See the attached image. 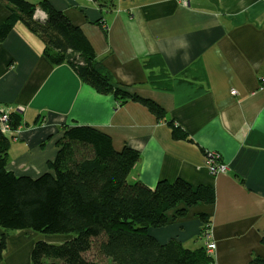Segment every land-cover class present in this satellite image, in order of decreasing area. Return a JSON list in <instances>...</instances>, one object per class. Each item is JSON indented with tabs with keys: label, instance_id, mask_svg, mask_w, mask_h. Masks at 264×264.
<instances>
[{
	"label": "crops",
	"instance_id": "1",
	"mask_svg": "<svg viewBox=\"0 0 264 264\" xmlns=\"http://www.w3.org/2000/svg\"><path fill=\"white\" fill-rule=\"evenodd\" d=\"M49 1L81 31L112 78L156 101L187 139H174L167 122L142 103L119 104L68 63H52L41 40L17 22L0 40V112L21 118L6 168L37 177L51 170L66 126H91L116 149L138 151L132 179L153 186L182 178L214 189L212 203L198 202L178 217L170 209L166 225L149 228L159 242L204 245V213L215 264L264 258V0ZM8 14L0 0V23ZM34 17L45 20L46 13L39 9ZM208 151L219 153L226 172H209ZM40 238L31 229L8 231L2 264H30Z\"/></svg>",
	"mask_w": 264,
	"mask_h": 264
},
{
	"label": "trees",
	"instance_id": "2",
	"mask_svg": "<svg viewBox=\"0 0 264 264\" xmlns=\"http://www.w3.org/2000/svg\"><path fill=\"white\" fill-rule=\"evenodd\" d=\"M9 14L0 23V40L21 22L43 43L44 55L55 64L68 63L76 75L99 93H111L122 104L142 103L159 120H165L174 139H187L186 133L166 118L156 101L130 91L116 82L96 59L81 31L48 0L38 5L46 19L34 17L36 3L4 0ZM155 57V56H153ZM152 58V57H151ZM164 74V73H163ZM149 81L155 77L149 74ZM170 81L173 78L164 74ZM153 83V82H152ZM168 82H166L167 84ZM10 126L21 118L10 113ZM10 138L0 129V264L8 231L31 229L43 233H73L59 244L37 240L30 264H210L213 259L199 246L185 247L172 238L159 242L149 228L168 223L166 212L175 217L186 214L198 203H212L214 189L191 186L182 178L158 180L153 186L131 178L139 153L128 146L116 149L110 136L91 126H66L50 169L37 177L15 175L6 168ZM181 205L184 207L179 208ZM201 231L210 222L199 213ZM248 264H264L253 256Z\"/></svg>",
	"mask_w": 264,
	"mask_h": 264
},
{
	"label": "built area",
	"instance_id": "3",
	"mask_svg": "<svg viewBox=\"0 0 264 264\" xmlns=\"http://www.w3.org/2000/svg\"><path fill=\"white\" fill-rule=\"evenodd\" d=\"M261 88L264 91V77H261ZM231 93L234 94L235 90H232ZM9 123L10 121H9L8 111L2 110L0 112V128L3 132L9 133L11 131V127ZM206 156H207V168L210 173L218 174L227 171L228 166L222 161L219 153H217L216 151H208L206 152ZM207 228L203 230L202 233L203 237H210L208 235ZM214 248H215V244L213 242H208L206 252L212 256ZM210 264H215V262L212 261Z\"/></svg>",
	"mask_w": 264,
	"mask_h": 264
},
{
	"label": "rangeland",
	"instance_id": "4",
	"mask_svg": "<svg viewBox=\"0 0 264 264\" xmlns=\"http://www.w3.org/2000/svg\"><path fill=\"white\" fill-rule=\"evenodd\" d=\"M178 1H179V3L184 4V5H187L188 4V0H178ZM39 2L40 1L35 2L37 5L35 7L34 13H36V11L39 10V9L42 10L40 8V5H38ZM49 3H50V1H49ZM13 129L16 130L17 127L16 128H13ZM34 232H37V234L41 237L40 239H37V240H43V241H45L47 243H52V244L62 243L65 240L70 239L72 237L71 235H74L73 233H43V232H38V231H34ZM185 247H189V246H185Z\"/></svg>",
	"mask_w": 264,
	"mask_h": 264
},
{
	"label": "bare ground",
	"instance_id": "5",
	"mask_svg": "<svg viewBox=\"0 0 264 264\" xmlns=\"http://www.w3.org/2000/svg\"><path fill=\"white\" fill-rule=\"evenodd\" d=\"M202 238H203V242H204V245L203 246L205 247V250L207 249V243L208 242H213L215 244L214 240L211 237H202Z\"/></svg>",
	"mask_w": 264,
	"mask_h": 264
},
{
	"label": "clouds",
	"instance_id": "6",
	"mask_svg": "<svg viewBox=\"0 0 264 264\" xmlns=\"http://www.w3.org/2000/svg\"><path fill=\"white\" fill-rule=\"evenodd\" d=\"M10 113L11 112H8V115H10ZM14 113V112H13ZM9 118H10V116H9ZM9 121H10V119H9ZM10 124V123H9ZM11 127V126H10ZM1 129V128H0ZM12 131H13V128H11V131L9 132V133H7V132H4L5 134H7L8 135V137L10 138V135H11V133H12Z\"/></svg>",
	"mask_w": 264,
	"mask_h": 264
}]
</instances>
